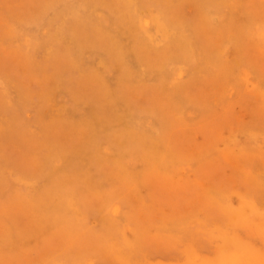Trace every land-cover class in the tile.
<instances>
[{"label": "rangeland", "instance_id": "obj_1", "mask_svg": "<svg viewBox=\"0 0 264 264\" xmlns=\"http://www.w3.org/2000/svg\"><path fill=\"white\" fill-rule=\"evenodd\" d=\"M249 261L264 0H0V264Z\"/></svg>", "mask_w": 264, "mask_h": 264}, {"label": "bare ground", "instance_id": "obj_2", "mask_svg": "<svg viewBox=\"0 0 264 264\" xmlns=\"http://www.w3.org/2000/svg\"><path fill=\"white\" fill-rule=\"evenodd\" d=\"M154 23H155V27H156V29L158 30V31H164V28H166L165 26H164V22H162V20L161 19H159L158 18V16H156L155 18H154ZM146 22V21H145ZM147 24V23H146ZM248 252L249 253H251L253 256H252V259L256 256V254L252 251V250H248ZM121 253H122V251H121ZM257 258V257H256ZM258 259H259V257H258ZM220 263H223V262H220ZM226 264V263H225ZM245 264H251V261H249V262H246Z\"/></svg>", "mask_w": 264, "mask_h": 264}]
</instances>
